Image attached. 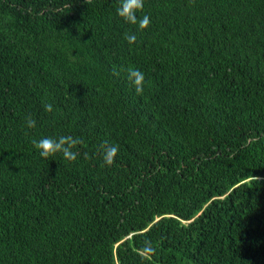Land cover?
Here are the masks:
<instances>
[{"label":"trees","instance_id":"16d2710c","mask_svg":"<svg viewBox=\"0 0 264 264\" xmlns=\"http://www.w3.org/2000/svg\"><path fill=\"white\" fill-rule=\"evenodd\" d=\"M118 3L0 0V264H264V0Z\"/></svg>","mask_w":264,"mask_h":264},{"label":"clouds","instance_id":"9594fccd","mask_svg":"<svg viewBox=\"0 0 264 264\" xmlns=\"http://www.w3.org/2000/svg\"><path fill=\"white\" fill-rule=\"evenodd\" d=\"M144 8V0H119V3L115 9L116 15L122 19L123 22L129 25H136L138 29L142 30L148 27L150 19L148 15L139 17L138 13ZM125 40L129 45L136 42L137 37L135 34L125 35ZM125 78L131 84L136 94H141L144 91L146 78L145 73L135 66H130L125 69ZM45 111L51 112L52 105L45 104ZM26 127L33 129L36 127V121L28 118L25 121ZM34 148L38 151L39 156L43 160H49L51 157H55L57 154L61 155L64 160L69 162L77 160L78 153L74 151L79 140L74 139L72 136H44L38 140L32 141ZM97 151L106 166H111L114 163L115 157L118 152V147L114 144H110L107 141H102L97 146ZM157 249L151 244L150 241H146L143 253L145 256L155 254Z\"/></svg>","mask_w":264,"mask_h":264},{"label":"bare ground","instance_id":"6f19581e","mask_svg":"<svg viewBox=\"0 0 264 264\" xmlns=\"http://www.w3.org/2000/svg\"><path fill=\"white\" fill-rule=\"evenodd\" d=\"M6 63H7V62H6ZM6 63H5V64H6ZM6 65H7V64H6ZM8 65H9V64H8ZM72 215H74V213H73ZM72 215H71V216H72ZM74 217H75V216H74ZM72 218H73V217H72ZM79 218H81V217H79Z\"/></svg>","mask_w":264,"mask_h":264}]
</instances>
